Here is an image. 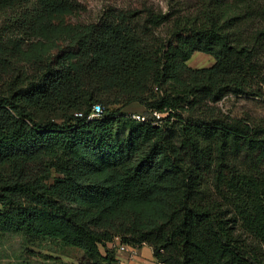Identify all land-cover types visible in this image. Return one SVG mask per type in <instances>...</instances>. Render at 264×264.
<instances>
[{
	"label": "trees",
	"instance_id": "obj_1",
	"mask_svg": "<svg viewBox=\"0 0 264 264\" xmlns=\"http://www.w3.org/2000/svg\"><path fill=\"white\" fill-rule=\"evenodd\" d=\"M82 11L0 0V235L91 264H116L115 240L156 264H264V118L217 106L264 102V0Z\"/></svg>",
	"mask_w": 264,
	"mask_h": 264
},
{
	"label": "rangeland",
	"instance_id": "obj_2",
	"mask_svg": "<svg viewBox=\"0 0 264 264\" xmlns=\"http://www.w3.org/2000/svg\"><path fill=\"white\" fill-rule=\"evenodd\" d=\"M83 11L71 18L73 22H94L101 11L108 5L116 8H136L144 0H77ZM157 9L166 11L167 3L181 2L185 0H146ZM213 58L209 55L195 52L187 61L191 68H204L213 64ZM217 106L227 114L234 117L246 114L264 118V102L252 98H240L229 96L221 100ZM130 115H142L143 109L138 105H131L123 109ZM263 171V169H261ZM260 182H264V172H260ZM108 248L114 252L116 264H156L151 250L143 245L135 248V253L130 251L117 252L114 244ZM0 264H91L86 260L81 251L75 248L60 247L50 243H28L22 236L17 234L0 235Z\"/></svg>",
	"mask_w": 264,
	"mask_h": 264
},
{
	"label": "built area",
	"instance_id": "obj_3",
	"mask_svg": "<svg viewBox=\"0 0 264 264\" xmlns=\"http://www.w3.org/2000/svg\"><path fill=\"white\" fill-rule=\"evenodd\" d=\"M102 114V108L99 105L93 106L91 115L89 116V119L91 118H98ZM132 118L138 121H144L145 118L142 115H132ZM112 245V244H111ZM115 245V244H114ZM117 250L121 253L130 251L132 253H135V248H131L127 245L117 244L115 245Z\"/></svg>",
	"mask_w": 264,
	"mask_h": 264
},
{
	"label": "crops",
	"instance_id": "obj_4",
	"mask_svg": "<svg viewBox=\"0 0 264 264\" xmlns=\"http://www.w3.org/2000/svg\"><path fill=\"white\" fill-rule=\"evenodd\" d=\"M113 244L117 245V244H119V242L117 240H115ZM117 252H119V251H117ZM119 253H121V252H119Z\"/></svg>",
	"mask_w": 264,
	"mask_h": 264
}]
</instances>
